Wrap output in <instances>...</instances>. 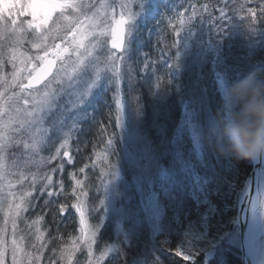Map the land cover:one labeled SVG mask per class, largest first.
<instances>
[{
  "label": "rangeland",
  "instance_id": "obj_1",
  "mask_svg": "<svg viewBox=\"0 0 264 264\" xmlns=\"http://www.w3.org/2000/svg\"><path fill=\"white\" fill-rule=\"evenodd\" d=\"M37 2L0 0V264H105L116 257L122 244L128 245L139 229L150 241L167 229L160 206L172 186L163 189L164 194H157L154 183L168 151L164 129L158 125V104L167 99L176 101L180 108L177 121L183 127L186 120L182 116H189L191 109L196 117L199 100L204 105L206 99L200 90L198 100L197 82H193L194 101H178L171 85L179 83L175 82L172 57L162 36H158L160 48L168 49L163 51L161 60L147 51L151 33L149 28H142L149 25L148 17L156 9V0ZM37 4L42 5L38 14L33 6ZM118 18L124 19L125 40L123 48L116 52L111 38ZM142 33H147L145 40ZM152 47L156 49L154 42ZM48 61L54 63L49 76L41 83L28 84L35 70ZM218 81L221 92L227 95L225 80L219 76ZM137 83L140 88L151 87L150 95L157 99L153 115L147 114L146 128L142 127L146 114L135 92ZM102 92L113 102L115 138L111 137L94 156V179V170L90 175L84 164L80 181L75 171L68 175L77 221L72 236L53 257L46 250L50 244L41 217L32 210L34 198L40 199L60 177L63 162L71 161L69 149L74 131L81 119L90 117L94 101ZM202 112L203 119L196 126L190 125L195 128L192 146L198 162L208 149L201 135L203 126L216 130L208 110ZM225 121L237 152L244 154L247 147L250 156L257 128L246 140L238 134V121L230 115ZM224 155L229 158L232 154ZM187 166L192 168L185 164L183 169L191 173ZM246 177L242 176L238 188L234 185L235 197ZM261 178L264 182L263 168ZM84 179L92 181L90 188L84 185ZM129 180L136 191L139 218L131 205ZM189 180L187 192L199 207L206 198L204 178L191 173ZM61 188L62 185L58 190ZM208 215L205 212L202 218ZM262 221L264 225V217ZM106 223L111 224L110 240L99 244L96 238ZM185 229L179 249L183 258L191 260L194 253H202L206 259L216 257L218 241L205 243V222L192 220ZM237 234L235 215L218 240L234 247ZM255 243L257 264H264V234ZM138 263L147 264L144 259Z\"/></svg>",
  "mask_w": 264,
  "mask_h": 264
},
{
  "label": "trees",
  "instance_id": "obj_2",
  "mask_svg": "<svg viewBox=\"0 0 264 264\" xmlns=\"http://www.w3.org/2000/svg\"><path fill=\"white\" fill-rule=\"evenodd\" d=\"M155 4L156 9L148 17L149 25L142 28H149L151 33L146 50L156 60H161L163 51L169 48L172 69L174 67L173 71L176 72L175 82L179 83L171 86L175 87L178 101L182 100L181 103L184 104L185 101H194V91H191L193 82H197V95L201 90L206 101L202 105L198 95L197 116L190 113V109L189 116H182L186 120L183 127L177 121L180 108L176 101L172 103L167 99L164 104H158L162 113L157 114L158 125L164 129L168 151L154 183L157 194H164L162 190L172 186L167 200L163 197L160 206L167 229L164 228L151 241L139 229L128 245L122 244L116 257L105 264H139L143 259L147 264H240L238 234L234 247L227 246L226 242H219L218 239L237 215L234 185L238 188L242 176L250 172L251 157L247 147L244 154L237 152V147L228 137L225 120L230 115L238 121L241 125L238 134L247 140L251 139L263 115L264 0H156ZM142 34L145 40L147 33ZM158 36H162L168 48H160ZM153 42L155 50L152 47ZM219 76L225 80L227 95L221 92ZM139 83L141 84L140 80ZM136 85L134 90L141 109L146 114L142 127L146 128V121L149 120L147 114L153 115L157 99L155 96L151 97V87L140 88L138 83ZM101 94L94 101L90 117L81 119L78 129L74 131L69 149L71 161L63 162L60 177L48 186L40 199L36 196L34 198L32 210L41 217L46 239L50 244L46 250L53 257L57 256L64 241L72 236L77 221L72 208V187L68 175L75 171L77 181H80L83 176L79 172L84 164L87 165L85 170L90 175L94 170V179L97 173L95 163L92 167L94 156L116 134L113 131L115 111L112 99H108L105 92ZM203 110H208L213 117L216 130L203 126L201 135L208 149L198 162L192 146V131L195 128H190V125L196 126L197 121L203 119ZM166 112L167 116L164 118ZM109 153L113 158L111 151ZM224 153L232 155L226 158ZM184 163L192 166L193 169L188 166L187 168H190L193 175H202L204 178L203 190L206 191V198L199 207L187 192L192 178L189 180L191 173L183 169ZM124 165L125 163L122 167ZM124 171L126 173L127 169ZM90 183L92 181L84 179L85 186L90 188ZM127 184L133 196L131 205H134L135 216L139 218L137 210H141L134 184L130 180ZM230 184L232 187H229ZM61 185L63 189L58 190ZM205 212L209 215L202 218ZM192 220L205 222L208 231L206 244L218 241L216 257L206 259L202 253L192 254L191 260L182 257L183 253L179 250L183 242L181 240L185 238L186 223H191ZM109 228L111 224L106 223L99 231L96 238L99 244L110 240Z\"/></svg>",
  "mask_w": 264,
  "mask_h": 264
},
{
  "label": "water",
  "instance_id": "obj_3",
  "mask_svg": "<svg viewBox=\"0 0 264 264\" xmlns=\"http://www.w3.org/2000/svg\"><path fill=\"white\" fill-rule=\"evenodd\" d=\"M124 19L118 18L116 21V25L114 27L111 39V45L119 51L122 48V44L125 38V24H123ZM54 63L52 61H48L44 63L42 67H38L28 80V84L35 85L42 82L45 77H47L51 73V68L53 67ZM261 120L259 122V126L257 127L256 131L253 134V138L251 140V145L254 143L255 149L254 154L251 155L250 149V157H251V170L246 180L243 183V187L247 186L246 196L244 198L243 203L240 200L241 190L237 196V222H238V239L240 243V262L241 264H257L255 258L249 253V246L246 242V235H247V225L251 215V204L253 193L257 188L256 183L260 181L262 182L263 179L261 178L262 173V164H263V153H264V110L262 113ZM250 145V146H251ZM252 147V146H251Z\"/></svg>",
  "mask_w": 264,
  "mask_h": 264
},
{
  "label": "bare ground",
  "instance_id": "obj_4",
  "mask_svg": "<svg viewBox=\"0 0 264 264\" xmlns=\"http://www.w3.org/2000/svg\"><path fill=\"white\" fill-rule=\"evenodd\" d=\"M47 2L51 0H45ZM39 3V0L38 2ZM36 10V13L38 14L40 12V9H42L41 4L33 5ZM36 14V15H37ZM251 155L254 154V143L251 145ZM247 186L241 187V194H240V200L241 203H243L244 198L246 196L247 192ZM257 188L255 189L253 193V198H252V204H251V215L248 221L247 225V235H246V242L248 243L249 246V253L252 255L253 258L256 259V253H255V242L256 240L264 234V225H263V217H264V182L260 181L256 183ZM239 190V191H240Z\"/></svg>",
  "mask_w": 264,
  "mask_h": 264
}]
</instances>
